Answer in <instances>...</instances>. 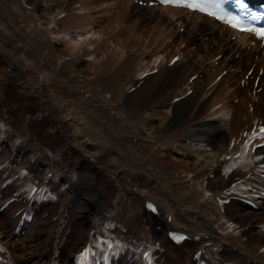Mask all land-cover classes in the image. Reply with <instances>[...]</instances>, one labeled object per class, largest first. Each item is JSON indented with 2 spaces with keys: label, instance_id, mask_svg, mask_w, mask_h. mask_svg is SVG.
Returning a JSON list of instances; mask_svg holds the SVG:
<instances>
[{
  "label": "bare ground",
  "instance_id": "obj_1",
  "mask_svg": "<svg viewBox=\"0 0 264 264\" xmlns=\"http://www.w3.org/2000/svg\"><path fill=\"white\" fill-rule=\"evenodd\" d=\"M86 1H58L64 23H49L51 35L18 0H0V204L29 182L52 194L32 205L40 215L26 228L17 227L23 189L0 209L7 264H47L58 245L64 262L93 247L94 233L122 240L113 264H134L140 244L154 264H195L197 248L214 264H264V207L228 190L233 174L264 165L254 158L260 138L237 153L264 126V42L180 7L94 0L119 6L101 28L117 35L111 48L87 29L88 16H70ZM124 98L130 109L119 107ZM223 109L227 119L213 117ZM235 159L241 167L224 176ZM3 173L11 179L1 186ZM167 229L191 238L172 243Z\"/></svg>",
  "mask_w": 264,
  "mask_h": 264
},
{
  "label": "rangeland",
  "instance_id": "obj_2",
  "mask_svg": "<svg viewBox=\"0 0 264 264\" xmlns=\"http://www.w3.org/2000/svg\"><path fill=\"white\" fill-rule=\"evenodd\" d=\"M58 1H62V0H18V4L22 7L23 10H25V12L30 13V14H34L33 17L35 18V25L38 26L40 29H43L46 33H49L46 30V27H51L53 24L52 21H56L55 26L51 27V29L53 31H56V28H61L63 26V18L65 13L63 12H56V5L58 4ZM93 1V2H92ZM92 2V3H91ZM86 6H80L79 7V3H75L74 5H72V10L70 11V16H88L87 17V21L89 24H87V29H89L91 32H93L92 35L94 38H98V41L102 40V38L107 39V43L110 45V47H113V40H116L117 35L113 34L110 37L105 38L106 34H104V32L101 31V28L105 25V22L107 21V19H110L111 16H114L116 14V10L119 9L118 5L112 6L110 7L109 5H107L106 3H99V2H94V0H88L86 1ZM97 4V5H96ZM95 5V6H94ZM110 11V12H109ZM109 12V13H107ZM39 18V19H38ZM38 19V20H37ZM50 20V21H49ZM177 19L174 18V20L172 19V24L176 21ZM48 21V23L46 22ZM49 23H51L49 25ZM179 25V23H177ZM48 25V26H47ZM52 33V34H51ZM49 34L53 35L54 32H51ZM99 35V36H98ZM113 36V37H112ZM100 38V39H99ZM61 47L66 45L64 42L60 44ZM142 46L145 47V49H147V51L150 50V46L151 44H149L148 42H146L144 40V43L142 41ZM93 47V46H91ZM85 57V55L83 56ZM223 71H225V69H223ZM221 73H224V72ZM217 78V76H216ZM97 82L94 83V87H95V92H97L98 94H106L105 97L108 95V91L105 89V87H101V89L99 88V85L97 86ZM100 86H104V85H100ZM120 99L118 101V105L120 108H123L124 110L126 109H130L133 103V100L130 98H124ZM116 109V108H115ZM114 109V110H115ZM226 109H223V111H225ZM218 112L220 114H216L213 115V117L217 118V117H223L225 119H227L229 116L227 113H229V110H226L225 112ZM99 120V119H98ZM95 121H97V118L95 119ZM114 122H112V126L117 127L120 124H122L123 122L120 123V121L118 119H113ZM134 123V124H133ZM128 130L133 131V130H138V128L140 127L136 122H131V125L128 126ZM126 128V125H125ZM107 131V129L105 130V132ZM262 208L264 207V205L261 206Z\"/></svg>",
  "mask_w": 264,
  "mask_h": 264
},
{
  "label": "snow or ice",
  "instance_id": "obj_3",
  "mask_svg": "<svg viewBox=\"0 0 264 264\" xmlns=\"http://www.w3.org/2000/svg\"><path fill=\"white\" fill-rule=\"evenodd\" d=\"M189 7H193V8H198L201 11H206V9L202 6L201 2H197V0H193V3L188 4ZM237 6L241 9H247L248 5L245 3V0H237ZM217 7H219V5H217ZM210 15H216V13H209ZM253 18H255L256 14L253 13ZM219 19H227L228 23L234 27V28H238L241 31H251L254 32L257 36L264 38V28H248L245 27L241 21V19L237 16H223L220 15L218 17ZM261 132H264V128L261 129Z\"/></svg>",
  "mask_w": 264,
  "mask_h": 264
}]
</instances>
